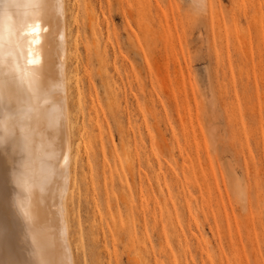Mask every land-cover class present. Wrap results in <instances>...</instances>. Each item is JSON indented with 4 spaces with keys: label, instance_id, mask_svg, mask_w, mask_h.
<instances>
[{
    "label": "rangeland",
    "instance_id": "1",
    "mask_svg": "<svg viewBox=\"0 0 264 264\" xmlns=\"http://www.w3.org/2000/svg\"><path fill=\"white\" fill-rule=\"evenodd\" d=\"M65 2L74 264H264V0Z\"/></svg>",
    "mask_w": 264,
    "mask_h": 264
},
{
    "label": "bare ground",
    "instance_id": "2",
    "mask_svg": "<svg viewBox=\"0 0 264 264\" xmlns=\"http://www.w3.org/2000/svg\"><path fill=\"white\" fill-rule=\"evenodd\" d=\"M68 53L65 0H0V264H74Z\"/></svg>",
    "mask_w": 264,
    "mask_h": 264
},
{
    "label": "snow or ice",
    "instance_id": "3",
    "mask_svg": "<svg viewBox=\"0 0 264 264\" xmlns=\"http://www.w3.org/2000/svg\"><path fill=\"white\" fill-rule=\"evenodd\" d=\"M6 7H7V5H6ZM64 159H65V162H67V157H66V156H65V158H64Z\"/></svg>",
    "mask_w": 264,
    "mask_h": 264
}]
</instances>
